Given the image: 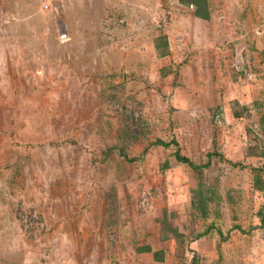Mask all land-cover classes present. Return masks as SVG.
Listing matches in <instances>:
<instances>
[{
  "label": "rangeland",
  "instance_id": "374dc122",
  "mask_svg": "<svg viewBox=\"0 0 264 264\" xmlns=\"http://www.w3.org/2000/svg\"><path fill=\"white\" fill-rule=\"evenodd\" d=\"M204 1L0 0V264H264V0Z\"/></svg>",
  "mask_w": 264,
  "mask_h": 264
},
{
  "label": "trees",
  "instance_id": "16d2710c",
  "mask_svg": "<svg viewBox=\"0 0 264 264\" xmlns=\"http://www.w3.org/2000/svg\"><path fill=\"white\" fill-rule=\"evenodd\" d=\"M194 4H196V13L202 17L205 18L206 14L208 12V9L205 8V1L204 0H194ZM187 159H183L184 162H186Z\"/></svg>",
  "mask_w": 264,
  "mask_h": 264
}]
</instances>
